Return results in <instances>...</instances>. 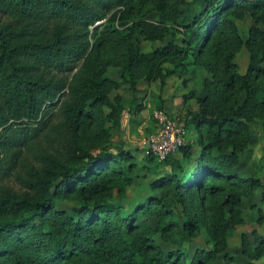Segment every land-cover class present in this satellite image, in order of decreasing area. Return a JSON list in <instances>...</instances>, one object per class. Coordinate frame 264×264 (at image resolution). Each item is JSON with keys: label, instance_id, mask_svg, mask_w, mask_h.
<instances>
[{"label": "trees", "instance_id": "trees-1", "mask_svg": "<svg viewBox=\"0 0 264 264\" xmlns=\"http://www.w3.org/2000/svg\"><path fill=\"white\" fill-rule=\"evenodd\" d=\"M193 3L200 9L183 18L184 0H0V264H217L242 223L243 199L263 186L234 168L249 125L264 129V0ZM142 6L160 19L145 18ZM245 16L252 26L243 40L236 21ZM167 35L150 52L134 44ZM242 47L244 74L234 63ZM189 57L211 75L190 120L198 150L185 143L177 157L147 155L155 178L126 207L136 164L123 147L112 152L124 108L109 99L119 84L103 75L121 69L136 115L138 81L164 87ZM55 133L65 143L51 154L40 141ZM201 229L205 248L190 253ZM255 241L243 238L242 252L264 257V238Z\"/></svg>", "mask_w": 264, "mask_h": 264}, {"label": "rangeland", "instance_id": "rangeland-1", "mask_svg": "<svg viewBox=\"0 0 264 264\" xmlns=\"http://www.w3.org/2000/svg\"><path fill=\"white\" fill-rule=\"evenodd\" d=\"M185 5L179 7V11L184 18L187 13L195 14L200 7L193 3V0H184ZM150 7L142 6V12H145V18L150 20L160 19L156 13H149ZM181 17V18H182ZM236 21V20H235ZM239 34L243 40L247 39L248 30L252 26L249 16H245L242 20L236 21ZM259 28L264 31L263 26ZM177 43L180 44L181 35L176 33ZM172 39L171 35H167L163 42H148L142 37L137 36L134 44L138 45L142 52H150L159 47L166 45ZM185 71L177 73L165 80V86L161 87L159 80L151 83H145L141 80L138 82V93L134 96L137 103L142 106L140 113L131 114L133 95L127 85L120 84L122 71L117 67H108L103 75L107 80L117 82V89H113L109 93V99L114 104L119 102L123 106L120 115L119 128L111 129V146L112 152L119 147L132 153L136 164L134 172L135 182L127 188L122 202L126 207H130L134 202L145 198L148 194L149 182L155 177L150 169L153 163L149 162L146 151L141 149L142 141L156 132L157 120L155 114L162 112L170 117L174 122L183 125L187 130L185 139L186 144L193 146L194 151L198 150L196 145L197 135L194 127L190 124V120L194 114L199 112L198 100L204 98L203 83L205 80H211V75L201 66L193 64V60L189 57L184 61ZM249 62V55L245 47H242L236 54L234 63L240 74L246 72ZM242 103V98L239 100ZM104 112H109L108 108H104ZM60 119L55 120L58 124ZM109 125V124H108ZM108 127V126H107ZM250 143L248 149L239 154V163L234 168L238 176L242 178L255 177L260 180L263 186L254 191V193L243 199L244 209L242 211V223L237 225L233 230L229 231L226 240V250L216 258L217 264H227L223 259V255L227 254L232 259L230 264H264V257L249 258L242 252V240L245 238L252 248L258 246L255 241L256 237L264 238V129L262 121L256 120L249 125ZM41 148L49 151L51 154H57L62 150L65 143L58 133L55 136L44 137L41 139ZM93 152V151H92ZM94 152H96L94 150ZM24 157L32 163L29 152L23 151ZM173 156H178L177 153ZM15 183H10V185ZM71 204L68 202L58 203V207L68 210ZM153 224V220H149ZM207 236L201 229L198 237L188 246V250L192 253L196 249H204Z\"/></svg>", "mask_w": 264, "mask_h": 264}, {"label": "built area", "instance_id": "built-area-1", "mask_svg": "<svg viewBox=\"0 0 264 264\" xmlns=\"http://www.w3.org/2000/svg\"><path fill=\"white\" fill-rule=\"evenodd\" d=\"M155 118L156 132L142 141L141 149L160 162L175 155L185 144L187 130L162 112L156 113Z\"/></svg>", "mask_w": 264, "mask_h": 264}]
</instances>
